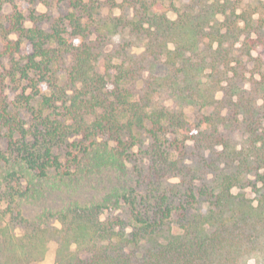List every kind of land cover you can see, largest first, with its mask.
I'll list each match as a JSON object with an SVG mask.
<instances>
[{
	"label": "trees",
	"instance_id": "obj_1",
	"mask_svg": "<svg viewBox=\"0 0 264 264\" xmlns=\"http://www.w3.org/2000/svg\"><path fill=\"white\" fill-rule=\"evenodd\" d=\"M244 1L171 20L162 0H58L47 31V0H0V55L26 83L0 96V264L51 241L56 264H264V0ZM107 172L102 198L23 216L52 180Z\"/></svg>",
	"mask_w": 264,
	"mask_h": 264
},
{
	"label": "rangeland",
	"instance_id": "obj_2",
	"mask_svg": "<svg viewBox=\"0 0 264 264\" xmlns=\"http://www.w3.org/2000/svg\"><path fill=\"white\" fill-rule=\"evenodd\" d=\"M120 1V0H118ZM253 0H245L244 2H252ZM48 3L39 2L34 5V8L38 14H45L48 17L47 21H44L40 25L45 30H49L50 24L58 17L64 16L68 13L69 9L63 4H58V0H47ZM163 6L168 10L167 16L171 20H175L178 13L186 10L191 4V0H162ZM13 13L12 4L6 3L0 8V52L3 49L5 41L2 37V28L9 29V18ZM26 14L28 12H25ZM120 14L119 10L105 9L102 13L103 17H114ZM26 27H32V23L27 20ZM11 39L15 40L16 36L11 35ZM143 51L142 48L133 50L135 54H139ZM256 55V54H255ZM10 62L4 59L0 55V96L6 97L9 101H16L17 97L23 92L26 83H11L7 77V72L10 68ZM163 72V71H162ZM165 73V70H164ZM29 92V91H27ZM217 97L221 99L223 93L219 92ZM167 96L164 97V99ZM26 119V117H25ZM8 140L0 133V150H6ZM113 175L110 172L98 174L89 178L71 180L64 184H56L57 181H51L46 186V192L44 198L39 202H27L22 203L21 210L23 216L28 220H34L44 210L58 211L64 208L71 201H77L84 204L93 199H100L106 195L112 188ZM172 182H177V179H172ZM237 192V191H235ZM247 194L251 198H255V194L247 191ZM55 227L61 228L60 223H52ZM21 230L18 229L17 233ZM56 248L57 242L51 241L49 244V250L43 261L34 264H56ZM253 264V261H251Z\"/></svg>",
	"mask_w": 264,
	"mask_h": 264
}]
</instances>
